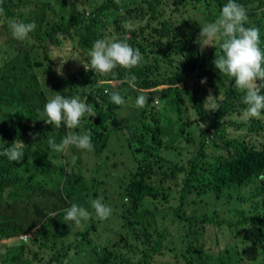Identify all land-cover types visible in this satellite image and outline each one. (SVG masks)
<instances>
[{
  "label": "trees",
  "instance_id": "trees-1",
  "mask_svg": "<svg viewBox=\"0 0 264 264\" xmlns=\"http://www.w3.org/2000/svg\"><path fill=\"white\" fill-rule=\"evenodd\" d=\"M36 1L37 6L44 7L45 14L29 17L24 22L37 24L36 34L29 40L35 39L38 44L32 46L25 40L23 44L15 41L16 45L25 49L28 68L46 71L44 84L48 94L55 95L58 91L66 97H87L92 114H86L81 126L72 131L89 133L93 149L70 146L63 153L54 151L49 141L59 144L67 134L65 127L46 124L43 121L46 117L27 103L19 85L0 81V152L17 140L26 146L21 162L9 161L0 155V241L16 239L15 242L23 243L19 249L24 254L21 264H264V119H251L242 126L233 120L226 121L237 129L246 126L244 134H229L230 137L226 132L228 125L222 120L242 113L246 107L242 103L245 93L236 88L234 79L225 81L227 76L220 77L226 89L217 112H213L209 128L215 133L209 139L225 153L208 154V137L202 133L195 155L185 163L173 162L161 156L166 140H173L175 131L170 128L173 123L170 120V125L164 124L165 112L154 103L152 96L158 94L161 99H169L164 107H169L177 116V136L192 140L187 128L197 123L206 124L207 111L200 92L207 86L200 84L198 90L187 86L182 91L174 86L201 79L199 71L206 55L196 43L197 27L200 21L214 22L228 0H172L176 11L180 10L177 2H185L199 11L206 9L185 22L192 36L184 32L173 17L164 15L170 0H138L137 13L131 10L134 0H80L69 8L65 0ZM25 2L0 0L3 31L11 33L8 21L15 19L14 15ZM235 2L247 10L245 27H257L264 41V0ZM102 17L120 30L111 35L120 39L127 37V42L140 50L144 57L140 66L130 71L118 67L108 76L85 69L84 63L90 62L87 50L95 39L105 37L101 30ZM145 18L147 23L134 30L124 27L126 21H144ZM222 39L217 44L218 52ZM66 42L73 46V52L86 55L76 70L67 73L71 61L55 60L51 55L46 59L39 51L41 43L61 47ZM10 51L11 48L6 51L0 48V79L4 70L16 65L17 57L13 58ZM61 65L62 75L57 72ZM131 75H135L138 88L155 89L141 112L137 131L125 147L131 168L122 171L101 161L90 167L84 164L83 156L88 160L93 156L102 159L112 152L108 149L112 140L117 145L124 137L121 133L124 134L125 125L118 117L130 109L138 97L127 88ZM34 77L38 83L35 73ZM161 86L168 87L159 92ZM114 92L122 96L123 105L111 102ZM188 105L193 109L194 120L188 119ZM98 173H102V177ZM173 181L180 192L178 204L166 206L174 191L170 185ZM92 199H102L112 209L107 220L96 217L90 205ZM72 203L92 213L80 227L63 219L64 209ZM195 203L207 206L208 213H188V207ZM160 206H166V212ZM55 209L62 212L52 216L51 211ZM209 225H215L218 251H209L199 238ZM112 226L119 227V231ZM172 227L180 237L173 236L169 240ZM102 228L116 233L113 242H97L94 236L100 235ZM25 235L27 241L19 239ZM77 257L87 261L76 262Z\"/></svg>",
  "mask_w": 264,
  "mask_h": 264
},
{
  "label": "clouds",
  "instance_id": "clouds-1",
  "mask_svg": "<svg viewBox=\"0 0 264 264\" xmlns=\"http://www.w3.org/2000/svg\"><path fill=\"white\" fill-rule=\"evenodd\" d=\"M0 13H3L2 8H0ZM145 23H147V18L144 21L129 20L125 22L124 27L131 31ZM246 23H248V16L245 7L237 4L235 0H228L214 22L201 26L196 41L203 51L208 47H213L214 41L223 38L220 43L221 51H216V58L213 63L223 76L234 79L236 88L245 93L242 103L246 107L238 117L241 121L264 118L262 116L264 94H261L264 83H259L264 82V51L260 47L259 29L255 26L245 27ZM8 27L14 39L25 41L30 39V34L37 28V24L34 21L26 23L17 19H10ZM88 56L90 62L84 63L85 69L93 70L97 75L103 76L113 74L118 67L130 71L140 66L144 59L140 50L127 42V37L120 39L117 36L97 39L89 50ZM62 66L57 69L58 74L61 75ZM128 79L134 81L136 77L131 75ZM98 83H103V81H98ZM201 83L207 84V78L202 79ZM54 93L55 95L46 102L40 115L46 117L43 120L46 124L55 128L65 126L68 131L59 144L50 140L51 148L61 153L66 152L70 146L91 151L93 144L90 134L87 132L78 134L72 131L81 126V120L86 114L89 116L92 114L93 109L86 102L87 97L82 98L79 95L66 97L58 92ZM222 99L221 93L216 98L210 90L203 108L205 111L217 112L219 108L217 101ZM110 100L116 105L125 103L118 92L112 93ZM135 103L138 108L145 107L147 96L143 93L140 94ZM156 103L159 104L160 101L156 100ZM25 147L22 141L17 140L9 148L0 152V155L7 157L9 161L21 162L25 156L23 151ZM90 205L100 220H107L112 215V209L104 204L102 199H92ZM64 213V221L72 222L77 227H80L82 222L89 220L92 216L88 209L76 203H72L70 207L64 209Z\"/></svg>",
  "mask_w": 264,
  "mask_h": 264
},
{
  "label": "rangeland",
  "instance_id": "rangeland-1",
  "mask_svg": "<svg viewBox=\"0 0 264 264\" xmlns=\"http://www.w3.org/2000/svg\"><path fill=\"white\" fill-rule=\"evenodd\" d=\"M49 1L57 3L59 0H49ZM65 1L67 3V8H69L71 6H74L75 2L79 3L80 0H65ZM91 1H94V0H91ZM36 2H37L36 0H26L22 9H20L19 12H17L14 15V18L24 22V19L27 20L29 17L35 18L36 15L38 14L43 16L45 14L44 7L37 6ZM134 2H135V5L132 6L131 10L137 13V9L140 7V4L138 0H134ZM177 4L180 9L179 11H176L177 8L173 4V1L170 0L169 5L165 7L164 15L168 18L173 17L178 22V24L183 28V31L186 32L188 35L192 36V32L189 31V28L185 26V22L189 21L190 17L198 16L200 12H204L206 11V9H204L203 7V9L199 11V9H196L186 4L185 2H177ZM120 12H122L123 14L125 13V11L123 10H120ZM102 21H103V25L101 26V30L104 33L105 37L107 36L111 38L112 36H115V35H111L110 33H115V34L120 33V30L117 29L112 22L107 21L105 17H102ZM209 22L211 21H208V22L200 21V24L197 27L199 29V33L201 30V26ZM98 32L99 30L97 29L95 31V34L97 35ZM35 34L36 33L34 31L33 33L30 34V37L35 36ZM127 35L129 37L130 33H127ZM198 36L199 34H197L196 41H197ZM220 40L221 39L214 41L213 47H208L203 50L206 56H205L204 66L199 71V75L201 76V79L198 80L199 82H196V80L193 79L187 82H181L174 87H178L179 90L182 91L186 89L187 86H195V89L198 90L200 87V84L206 85L207 89L201 90L200 92V97L203 98L204 102L206 98L208 97L210 90H211V93L216 98L219 97L220 93L223 97L224 91H225L224 89L226 88L225 87L223 88L221 84L222 82L220 81V77L222 79L224 76L215 68L214 63H213L214 59L216 58L215 53L217 49V44L219 43ZM15 41H17L20 44H23L24 42V41H18L14 39L11 33H7L0 28V48L1 50L6 51L7 48H11L10 52L13 53L12 57L13 58L17 57L15 60L16 65L13 67L11 65L10 69L4 70L0 81H3L4 83H9L10 85H15V86L19 85L20 89L24 92V96H23L24 99L27 100V103L31 105L40 114L46 102L54 96L53 94L47 93L46 86L44 84L45 79H47L46 71L38 70L36 68H33V70L31 68H28L29 63L26 58L27 53L25 52V49L21 45H16L17 43ZM29 41L32 43V46L34 44H38L36 43L35 39L33 40L31 39ZM95 41L96 39L94 40V42ZM9 42H13V45L11 46V43ZM4 44H7V46H4ZM261 46H264V41L262 40H261L260 47ZM21 48L24 49L23 52ZM90 49L91 48H89L87 51L89 52ZM261 49L262 51H264V47L263 48L261 47ZM39 51L41 55L45 57L46 59H47L46 57L47 55H51L52 58L55 60H61L62 58H65L68 61H71L68 67V71L66 70V73L76 70L78 66L82 64V62L86 58V55L82 53L77 54L73 52V46L69 42H66L61 47H53L47 43H41V47ZM32 61L34 64L35 59H33ZM34 73L37 76L39 87L34 77ZM204 78H207V84L201 83L202 79ZM227 78L229 77H225L224 80L227 81ZM49 79L52 82L51 75H49ZM121 82H123V80ZM128 82L126 84L129 86L127 88H130L131 90L130 92L136 96H139L142 93L145 94L147 96V102H148V99L151 96V93L155 89L154 88L153 89H140L136 86L134 81H131L129 79ZM109 83H112L115 85L118 84L113 81H109ZM166 87L168 86L159 87L158 88L159 92H161V90ZM41 91H43V94H41L42 93ZM108 91L109 89H107V93ZM152 96L154 99V103L157 106L160 105L162 107V110L165 112L164 124L170 125L171 123H173L170 125V128H172L175 131L173 140L172 141L166 140V143H167L166 148L161 150L162 157H164L166 160L171 159L173 162H176V161H182L183 163L187 162L192 157V155H195L196 150L200 148L199 142H200L202 133L205 134L206 137H208L207 138V143L209 144L207 148L208 154L212 156H218L222 153H225V150L214 147L209 139L213 137L215 133V130L213 128H209L210 127L209 124L212 122V118L214 114L213 112L207 111L206 124L197 123L187 128L188 131L191 133V137H192V140H187L184 136H181V135L177 136L179 132V130H177L179 126L177 116L176 114L173 113V111L169 107L167 108L164 107L167 104L169 99L167 98L161 99L158 94H153ZM156 100H159L160 103L157 104ZM217 102L219 103V101ZM147 105L148 103H146L145 107L138 108L136 107V103H135L132 107H130V109H127L121 112V115L118 118L125 125L124 134L121 133L122 135H124V137L123 136L121 137L117 145L115 144V141L112 140V144H110V147L108 148V149H111L112 152L111 153L108 152L107 153L108 155H104L102 159H99L93 156L90 158V160H88L87 156H83V160L85 161L84 164H88L90 167H92L94 164L101 161L107 164L108 166L119 168L122 171H124L127 168H131V165H129V161H131V158L129 155V151L126 149L127 148L126 144L128 140L131 139L133 134L137 131V128L140 125L141 112L147 107ZM188 107H189L188 119L194 120L196 117H194L193 109L191 105H188ZM241 114L242 113H235L230 117L226 116L225 119H223L222 121L226 124V126L229 124L226 121H231V120L235 121L238 124H241L242 126V123H246L247 121H241L238 119V117ZM234 117L236 118L234 119ZM170 120H171V123L169 122ZM227 127L228 129L226 132H228V135L231 134L232 136L244 134L245 129H246V126L244 127L245 129L244 128L237 129L235 128L236 126H232V125H228ZM65 130L68 131L66 127H65ZM231 135L229 136L232 137ZM251 138L254 139L255 138L254 135H252ZM0 144H1V138H0ZM123 162L125 163L124 165L122 164ZM97 175L99 177H102V173H98ZM178 180L181 184L182 183L181 179L179 178ZM170 185L173 186L174 191L171 192V201L170 203L166 204V206L177 205L178 204L177 199L179 198V195H180V192L178 193L179 188L176 186V181L171 182ZM180 190H181V186H180ZM166 206H160V208L164 210V212H166ZM61 212H62L61 210L55 209L51 211V215L52 216L53 214L58 215ZM188 213H208V207L205 205L202 206L200 205V203H195L188 207ZM199 226H202V223H200ZM112 227L114 228L115 231H119V227H116V226H112ZM161 229H163V227H161ZM225 234H228V231H225ZM173 236L177 238L180 237V234L177 233L175 227H172L170 229L169 240H171ZM94 238L97 239V242L101 244H104L108 241L113 242L116 238V233L108 232L107 230L102 228L101 234L95 235ZM199 238L201 239L203 243H205L206 248L209 251H218V234L215 229V225L207 226L204 233ZM22 244H23L22 242H18V241L13 243L9 251H7V256L5 258V261H2L0 259V264H21V260L24 257V254H23V251L19 249L22 247ZM156 258H157V262L160 263L161 257L158 255ZM261 259H263L262 255H261ZM84 260L85 262L87 261L85 258H81V259L78 257L76 258V262H80ZM167 260H171V258L167 257Z\"/></svg>",
  "mask_w": 264,
  "mask_h": 264
},
{
  "label": "crops",
  "instance_id": "crops-1",
  "mask_svg": "<svg viewBox=\"0 0 264 264\" xmlns=\"http://www.w3.org/2000/svg\"><path fill=\"white\" fill-rule=\"evenodd\" d=\"M20 239V238H19ZM16 241V239L0 241V259L5 261L7 256V251H9L11 245Z\"/></svg>",
  "mask_w": 264,
  "mask_h": 264
},
{
  "label": "built area",
  "instance_id": "built-area-1",
  "mask_svg": "<svg viewBox=\"0 0 264 264\" xmlns=\"http://www.w3.org/2000/svg\"><path fill=\"white\" fill-rule=\"evenodd\" d=\"M21 239L27 240V236H23L21 237Z\"/></svg>",
  "mask_w": 264,
  "mask_h": 264
}]
</instances>
